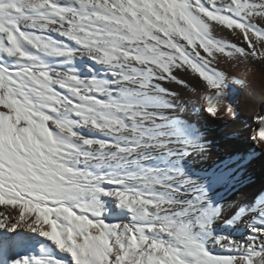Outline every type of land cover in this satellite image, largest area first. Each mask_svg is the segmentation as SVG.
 I'll return each mask as SVG.
<instances>
[{"label": "snow or ice", "instance_id": "obj_1", "mask_svg": "<svg viewBox=\"0 0 264 264\" xmlns=\"http://www.w3.org/2000/svg\"><path fill=\"white\" fill-rule=\"evenodd\" d=\"M45 29L107 65L115 98L107 80L54 73L28 52L72 56ZM2 54L19 66L0 63V264H264V196L226 201L243 158L205 166L208 141L177 90L196 95L190 74L204 87L191 110L254 124L250 154L264 153V102L222 116L229 84L246 81L219 67L264 66V0H0ZM78 124L122 142L78 136ZM81 142L111 158L142 150L151 163L93 172ZM104 197L129 220L109 222ZM33 245L38 255L22 252Z\"/></svg>", "mask_w": 264, "mask_h": 264}, {"label": "bare ground", "instance_id": "obj_2", "mask_svg": "<svg viewBox=\"0 0 264 264\" xmlns=\"http://www.w3.org/2000/svg\"><path fill=\"white\" fill-rule=\"evenodd\" d=\"M61 3L64 0H60ZM37 31H41L37 29ZM45 36L57 39L60 43H69L74 49L71 57L49 56L45 53L34 50L30 45H25L28 52L39 57L52 72H64L65 70L75 71L82 79H103L108 81L109 89L113 91L114 88L111 82L110 70L107 65L101 63H94L86 52L76 47L75 44L67 41H61L57 38L56 33L51 29H45L42 31ZM0 63L9 67H18L17 58L14 56H8L7 54L0 55ZM257 73L255 75V85L258 88H264V66L260 64H253ZM220 68L234 72L226 62H221ZM186 80L190 82V86H195L197 89L196 95H192L187 91H183L177 87L180 95L185 101L189 102L190 112L185 115L190 118L199 127L208 141V159L205 161V166L213 164H220L222 161H227L230 158H236L240 160L243 158V164L239 171L237 183L235 184V191L226 193L225 199L229 202H235L236 204H251L256 199L264 196V153L259 150L255 155H251V149L253 148L252 142L248 139L251 134V130L255 127L254 124L251 127H240L237 124H224L221 121H213L206 118L202 113L198 114L197 111H192V105H198V97L204 91L203 85L195 80L190 74H184ZM58 87V86H57ZM175 87V86H174ZM227 100L230 104L236 107H242V95L238 96V88L234 84H230L227 90ZM61 94H64L63 91ZM74 121L78 118L71 117ZM251 123V122H249ZM74 131L78 136H82L88 139L94 140H111L113 142H122L120 136L113 134L107 130L94 129L90 126L78 124L74 126ZM123 136H131L130 132H125ZM78 147L82 151H85L92 157V159L85 162H81L82 166H86L93 172H109L116 170L121 173L127 174H139L145 163L149 161L143 160L141 157L144 155L142 150L132 152L129 154H119L115 158H111L107 153L100 154L99 150L93 146L84 147L82 142L78 144ZM102 155V159H101ZM138 161V163H133ZM123 163V168H117V165ZM97 164L101 166L96 167ZM235 167V164L231 165ZM129 183L137 184L138 181L131 180ZM111 187V186H109ZM109 222H127L129 220V213L127 209L121 208L117 205L116 201L112 197H104ZM3 210V209H0ZM230 210V209H229ZM10 214L13 210H7ZM248 233L243 225L238 230L233 231L232 235L236 238L246 236ZM212 248L214 254H227L224 250L218 247L209 246ZM23 253L39 254L38 248L34 245L31 248H25Z\"/></svg>", "mask_w": 264, "mask_h": 264}, {"label": "clouds", "instance_id": "obj_3", "mask_svg": "<svg viewBox=\"0 0 264 264\" xmlns=\"http://www.w3.org/2000/svg\"><path fill=\"white\" fill-rule=\"evenodd\" d=\"M237 75L246 81V86L242 89V106L245 105H258L264 102V88H258L255 85V75L257 69L253 64H242L235 69ZM230 103L225 101L221 105L225 110L221 112V115L227 117L230 113L227 108L230 107Z\"/></svg>", "mask_w": 264, "mask_h": 264}]
</instances>
